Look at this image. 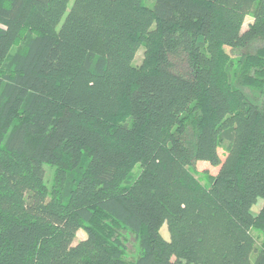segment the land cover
I'll list each match as a JSON object with an SVG mask.
<instances>
[{
	"label": "trees",
	"instance_id": "trees-1",
	"mask_svg": "<svg viewBox=\"0 0 264 264\" xmlns=\"http://www.w3.org/2000/svg\"><path fill=\"white\" fill-rule=\"evenodd\" d=\"M252 229L264 0H0V264H264Z\"/></svg>",
	"mask_w": 264,
	"mask_h": 264
},
{
	"label": "rangeland",
	"instance_id": "rangeland-1",
	"mask_svg": "<svg viewBox=\"0 0 264 264\" xmlns=\"http://www.w3.org/2000/svg\"><path fill=\"white\" fill-rule=\"evenodd\" d=\"M30 36L29 33H24L22 39L17 42L15 45H13L6 57V61H5V65L9 62V60L16 54V53H21L24 51V43L25 40ZM228 71H230L228 69ZM231 141V132L230 131H224L221 134V142L225 145H229ZM44 170H45V183L47 185V187L50 186L52 180H53V174L55 171V168L49 165H45L44 166ZM79 172L81 170H78ZM78 173V172H77ZM77 173L74 175V178L77 177ZM139 173V166L135 165L133 166L129 172L127 173V175L125 176V178L122 180V186L124 187H128L131 185V183L133 182L134 178L137 176V174ZM194 177L196 179H198L202 185H206V182L204 181L203 177L200 175H194ZM68 200L67 196L63 197V202L66 203ZM121 236L125 239L126 242V247L128 249V256L133 257V255L135 254V242L133 239V236L128 233L125 230H119ZM251 235L254 237L255 239V249L256 251L254 252V254L252 255V259H254L257 255V253L261 250L262 244L264 243V234L252 229L251 230Z\"/></svg>",
	"mask_w": 264,
	"mask_h": 264
}]
</instances>
